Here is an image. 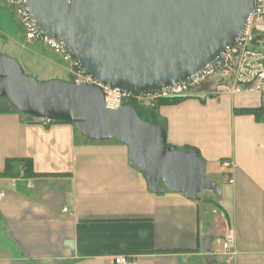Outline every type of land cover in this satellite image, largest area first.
<instances>
[{
  "label": "crops",
  "instance_id": "0c3cea01",
  "mask_svg": "<svg viewBox=\"0 0 264 264\" xmlns=\"http://www.w3.org/2000/svg\"><path fill=\"white\" fill-rule=\"evenodd\" d=\"M51 53L47 60L72 78ZM212 85L155 110L167 144L196 148L219 186L220 194L203 191L196 201L150 192L118 140H87L72 124L42 122L0 98V174L6 160L28 158L46 175L0 176V264H114L116 255L136 264H264V119L234 112L260 99L216 97ZM225 161L233 168L224 170Z\"/></svg>",
  "mask_w": 264,
  "mask_h": 264
},
{
  "label": "water",
  "instance_id": "95a60500",
  "mask_svg": "<svg viewBox=\"0 0 264 264\" xmlns=\"http://www.w3.org/2000/svg\"><path fill=\"white\" fill-rule=\"evenodd\" d=\"M254 6L255 0H26L40 33L61 41L92 79L136 95L184 83L217 62ZM0 98L35 119L73 124L87 140L123 143L156 195L168 190L196 201L203 191L221 193L207 180L198 150L167 146L166 130L132 105L107 109L98 87L41 83L0 55Z\"/></svg>",
  "mask_w": 264,
  "mask_h": 264
},
{
  "label": "built area",
  "instance_id": "2783aa9c",
  "mask_svg": "<svg viewBox=\"0 0 264 264\" xmlns=\"http://www.w3.org/2000/svg\"><path fill=\"white\" fill-rule=\"evenodd\" d=\"M7 3L21 23L24 42L29 45L39 42L59 56L69 65L73 84L100 88L107 109L116 110L130 103L155 109L161 100L188 98L193 90L209 82L213 83L211 94L216 97L256 94L261 99L264 92V0H255L254 10L246 28L217 62L184 83L147 95L130 94L104 87L81 68L61 41L40 33L26 7V0H7ZM40 121L49 123L46 120ZM233 166L230 161L222 163L224 170ZM230 183H233L232 179ZM64 211L67 212V208ZM234 242L235 234L233 230H229L221 246L222 255L227 258V262L231 261ZM113 262L136 264L133 257L128 255H116Z\"/></svg>",
  "mask_w": 264,
  "mask_h": 264
},
{
  "label": "rangeland",
  "instance_id": "374dc122",
  "mask_svg": "<svg viewBox=\"0 0 264 264\" xmlns=\"http://www.w3.org/2000/svg\"><path fill=\"white\" fill-rule=\"evenodd\" d=\"M22 36V26L14 10L5 0H0V55H6L15 59L23 68L26 75L35 78L41 83L51 80H64L69 83L73 82V77L71 78L67 72L52 64V59L51 62L47 60L54 57L48 47L39 42L32 45L26 44L22 41L24 40ZM21 42H23V44ZM58 59L60 60L61 58ZM54 71L62 73L56 76L58 74L54 73ZM245 95L255 96L256 94ZM258 106H261V99L258 102ZM139 107H141L140 114L142 118L147 120H151L152 118L155 119L156 108L152 109L142 105ZM16 166L19 167L18 165Z\"/></svg>",
  "mask_w": 264,
  "mask_h": 264
},
{
  "label": "trees",
  "instance_id": "16d2710c",
  "mask_svg": "<svg viewBox=\"0 0 264 264\" xmlns=\"http://www.w3.org/2000/svg\"><path fill=\"white\" fill-rule=\"evenodd\" d=\"M185 99L186 98L163 99V100H161L158 103V106H161V105H176V104H179V103L183 102ZM130 105H132L136 109L137 113L141 117V114H140V108L141 107H139V105H137L135 103H130ZM234 112L236 114H240V115H253L256 118V120H258V121L264 119V111H263L262 106H259V107H256V108H242V109H238V110L236 109V110H234ZM155 116H156V113H155ZM142 119L147 121V122H151V123L157 124L155 122L154 118H152L151 120H147V119H144V118H142ZM49 123H51V124H65V123L56 122V121L55 122L51 121ZM167 146H170V145L167 144ZM189 148H192V147H186L184 150H187ZM194 149H196V148H194ZM198 155L200 157H202L200 155L199 151H198ZM16 165L19 166V169H20L19 173L14 171V167ZM20 173L26 178H35V177L46 176L45 174H38V173L34 172L33 162H32L31 159H28V158H19V159H8V160H6L4 171L0 174V176L1 177H6V178L7 177L8 178H13V177H17Z\"/></svg>",
  "mask_w": 264,
  "mask_h": 264
}]
</instances>
